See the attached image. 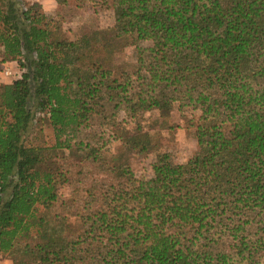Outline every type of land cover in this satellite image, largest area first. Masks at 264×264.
<instances>
[{
  "label": "trees",
  "instance_id": "1",
  "mask_svg": "<svg viewBox=\"0 0 264 264\" xmlns=\"http://www.w3.org/2000/svg\"><path fill=\"white\" fill-rule=\"evenodd\" d=\"M105 2L113 25L69 40L42 3L0 0V61L17 69L0 84V255L13 264H264V0ZM116 40L151 42L146 65L114 68ZM174 105L194 119L190 157L174 164L159 154L149 177L119 165L155 150L139 125L126 126L149 112L168 119ZM39 114L50 147L33 144ZM96 123L122 154L83 145ZM69 157L107 177L80 187L79 170L73 186L58 162Z\"/></svg>",
  "mask_w": 264,
  "mask_h": 264
},
{
  "label": "rangeland",
  "instance_id": "2",
  "mask_svg": "<svg viewBox=\"0 0 264 264\" xmlns=\"http://www.w3.org/2000/svg\"><path fill=\"white\" fill-rule=\"evenodd\" d=\"M58 4L55 0H48V7L45 10V0L41 4L42 11L54 18L58 23L62 32L69 40H75L81 35L93 30H105L113 25V15L109 3L106 0H60ZM114 49L112 57V65L114 68H123L124 71H130L135 67H144L147 57V50L151 42H141L135 48L130 46L128 41H113ZM139 48L140 52H137ZM9 70L16 73L15 65L7 66L0 70L2 76L4 71ZM75 69L70 70V90L71 96L76 91V75ZM5 77V82H11L13 76ZM157 112L145 113L141 119L131 122L127 125V129L134 127V123L142 128L143 133L148 134L150 145L154 144L155 150L148 154L130 153L126 157L119 160V165L128 167L136 176L149 177L151 174V166L156 156L159 154H167L174 164L184 163L196 148L194 138V128L191 119V112L184 110L182 113L177 111L174 105L170 112L169 118L158 121ZM123 117V113L119 115ZM36 133L34 136L35 146L50 147L54 144V137L51 127L49 126L46 115L39 114L34 121ZM111 128L105 125L99 126L97 123L89 126L82 133L81 141L83 145L91 148H98L103 153L104 158L109 159L113 155L122 154L124 151L118 141L114 140ZM33 138V137H32ZM107 150V151H106ZM64 168H67L71 176L73 186H78L76 181L80 179L77 176L79 170L85 177L80 187L93 185L94 180H104L107 175L99 170L98 166H94L91 160L81 161L74 157L66 158L58 161ZM111 180V179H110ZM73 186L60 188L59 194L63 199H68L72 194ZM76 197V196H75ZM79 200L83 198L78 195ZM59 213V211L55 210ZM75 222V221H74ZM74 229L77 228L78 222L70 224ZM29 242V241H27ZM0 264H13L9 256L0 255Z\"/></svg>",
  "mask_w": 264,
  "mask_h": 264
},
{
  "label": "crops",
  "instance_id": "3",
  "mask_svg": "<svg viewBox=\"0 0 264 264\" xmlns=\"http://www.w3.org/2000/svg\"><path fill=\"white\" fill-rule=\"evenodd\" d=\"M11 65H15V64H13V63H2L0 61V70L5 69L7 66H11ZM0 84H7V82H5V77L2 76L1 74H0Z\"/></svg>",
  "mask_w": 264,
  "mask_h": 264
},
{
  "label": "built area",
  "instance_id": "4",
  "mask_svg": "<svg viewBox=\"0 0 264 264\" xmlns=\"http://www.w3.org/2000/svg\"><path fill=\"white\" fill-rule=\"evenodd\" d=\"M30 1L33 3H42L44 0H30ZM3 75L6 77H11V76H13V73L10 72L9 70H6V71H4Z\"/></svg>",
  "mask_w": 264,
  "mask_h": 264
},
{
  "label": "clouds",
  "instance_id": "5",
  "mask_svg": "<svg viewBox=\"0 0 264 264\" xmlns=\"http://www.w3.org/2000/svg\"><path fill=\"white\" fill-rule=\"evenodd\" d=\"M48 7V0H45V10H47Z\"/></svg>",
  "mask_w": 264,
  "mask_h": 264
}]
</instances>
